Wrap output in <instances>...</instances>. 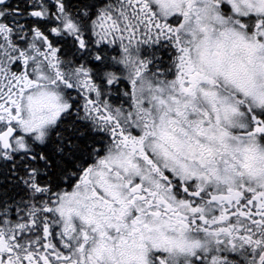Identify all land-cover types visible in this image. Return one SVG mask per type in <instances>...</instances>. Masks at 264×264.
<instances>
[{
	"label": "snow or ice",
	"instance_id": "1",
	"mask_svg": "<svg viewBox=\"0 0 264 264\" xmlns=\"http://www.w3.org/2000/svg\"><path fill=\"white\" fill-rule=\"evenodd\" d=\"M0 264H264V0H0Z\"/></svg>",
	"mask_w": 264,
	"mask_h": 264
}]
</instances>
